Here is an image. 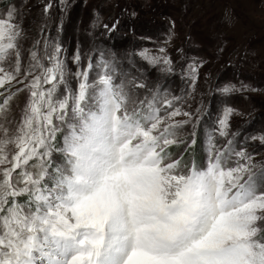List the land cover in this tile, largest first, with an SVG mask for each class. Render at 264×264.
Instances as JSON below:
<instances>
[{"label": "snow or ice", "instance_id": "1", "mask_svg": "<svg viewBox=\"0 0 264 264\" xmlns=\"http://www.w3.org/2000/svg\"><path fill=\"white\" fill-rule=\"evenodd\" d=\"M20 17L11 0L0 12V264H264V163L237 146L233 109L208 134L204 161L186 160L199 109L103 52L77 51L73 86L54 37L25 58ZM159 53L136 55L172 73ZM188 70L194 86L197 65Z\"/></svg>", "mask_w": 264, "mask_h": 264}, {"label": "rangeland", "instance_id": "2", "mask_svg": "<svg viewBox=\"0 0 264 264\" xmlns=\"http://www.w3.org/2000/svg\"><path fill=\"white\" fill-rule=\"evenodd\" d=\"M11 2L21 13L27 37L22 41L25 58L34 41L40 40L42 47L44 39L54 37L63 48L73 86L77 51L84 60L91 56L95 61L103 52L125 67L134 63L150 86L158 82L170 96L180 97L178 106L183 110L196 114L199 109L196 140L201 141V152L195 159L204 161L207 136L227 107L233 109L229 130L236 134L237 146L246 148L255 162L264 163V144L252 139L264 135V0H65L64 5L60 0ZM8 4L9 0H0V12ZM47 5L51 7L46 13ZM161 47L173 62L172 73L151 67L136 55L145 49L150 55H160ZM193 63L197 65L194 86L188 70ZM227 86L238 91L225 94ZM26 98L24 92L13 102L16 120ZM190 132L189 125L185 135ZM217 139L224 143L218 135ZM191 149L194 146L186 151L188 155L184 152L186 160L194 157Z\"/></svg>", "mask_w": 264, "mask_h": 264}, {"label": "trees", "instance_id": "3", "mask_svg": "<svg viewBox=\"0 0 264 264\" xmlns=\"http://www.w3.org/2000/svg\"><path fill=\"white\" fill-rule=\"evenodd\" d=\"M200 143H201L200 140H196V144L193 145L194 146V149H191L190 154L193 155L195 158H198L200 156V152H201L199 150V144ZM185 154L188 155L189 153L187 154V152H185Z\"/></svg>", "mask_w": 264, "mask_h": 264}]
</instances>
